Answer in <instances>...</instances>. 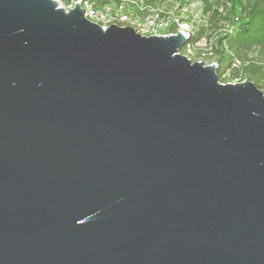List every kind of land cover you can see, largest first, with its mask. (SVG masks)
I'll return each mask as SVG.
<instances>
[{
	"label": "water",
	"instance_id": "obj_1",
	"mask_svg": "<svg viewBox=\"0 0 264 264\" xmlns=\"http://www.w3.org/2000/svg\"><path fill=\"white\" fill-rule=\"evenodd\" d=\"M187 39L0 0V264H264V91Z\"/></svg>",
	"mask_w": 264,
	"mask_h": 264
},
{
	"label": "rangeland",
	"instance_id": "obj_2",
	"mask_svg": "<svg viewBox=\"0 0 264 264\" xmlns=\"http://www.w3.org/2000/svg\"><path fill=\"white\" fill-rule=\"evenodd\" d=\"M57 1L60 6L67 9L77 0ZM93 6L95 7L94 3ZM232 7V0H123L122 3L99 8L100 10L90 19L101 25L132 26L143 35L170 34L171 28L177 26L178 31L182 29L181 32L188 38L180 47L179 52L185 54L192 62L203 61L205 64H216L218 67L220 64L219 55L212 47L222 33L227 30L232 31V25H238L241 19L239 15H233ZM216 10L219 11V14L215 13ZM219 15L228 16L233 19V22L223 20ZM214 16L215 19H219L216 22V27L213 23ZM184 21L189 22L182 25ZM201 27L205 28L204 37L195 46H189L193 32ZM182 48L187 49V53H184ZM204 48H209L211 53L201 58L199 52ZM248 57L264 62V48H253L248 52ZM239 63L241 62L237 64L241 65ZM233 68L234 65L225 66L226 77H229ZM246 79L249 77L242 74L238 82Z\"/></svg>",
	"mask_w": 264,
	"mask_h": 264
},
{
	"label": "trees",
	"instance_id": "obj_3",
	"mask_svg": "<svg viewBox=\"0 0 264 264\" xmlns=\"http://www.w3.org/2000/svg\"><path fill=\"white\" fill-rule=\"evenodd\" d=\"M97 9L111 4L122 3L123 0H91ZM233 15L241 17L238 25H232L233 30H227L222 33L212 47L219 55V66L217 72L221 82L227 83L239 79L242 74H246L249 79L253 80L264 91V62L256 61L248 57V52L255 47L264 48V0H232ZM138 11V10H137ZM219 14V11H215ZM221 19L233 22L228 16H221ZM214 26H217V21L214 16ZM189 21H184L183 24H188ZM233 24V23H232ZM178 31L177 26L171 28L170 33ZM205 35V28L201 27L193 32L189 41V46H195ZM211 48V47H210ZM184 53L187 49L182 48ZM209 48H204L199 52V57L209 55ZM241 62L238 65L237 63ZM234 65L233 71L226 77L224 73L225 66Z\"/></svg>",
	"mask_w": 264,
	"mask_h": 264
},
{
	"label": "built area",
	"instance_id": "obj_4",
	"mask_svg": "<svg viewBox=\"0 0 264 264\" xmlns=\"http://www.w3.org/2000/svg\"><path fill=\"white\" fill-rule=\"evenodd\" d=\"M77 2H79V3L82 5V7H83L84 10H85V15H86L89 19L93 16V14L97 13V11L100 10V9H97V8H95V7L93 6V2H92L91 0H77V1H74V5H75V3H77ZM74 5L72 4L69 8H67V10L73 8ZM95 22H96V21H95ZM97 23H98V22H97ZM102 26H103L104 29H107V27H108L109 25H102ZM209 53H211V52H209ZM201 58H202V57H201ZM238 81H239L238 79H235L234 81H230V82L235 83V82H238ZM223 83H224V82H223Z\"/></svg>",
	"mask_w": 264,
	"mask_h": 264
},
{
	"label": "bare ground",
	"instance_id": "obj_5",
	"mask_svg": "<svg viewBox=\"0 0 264 264\" xmlns=\"http://www.w3.org/2000/svg\"><path fill=\"white\" fill-rule=\"evenodd\" d=\"M181 31H183V30L181 29Z\"/></svg>",
	"mask_w": 264,
	"mask_h": 264
}]
</instances>
